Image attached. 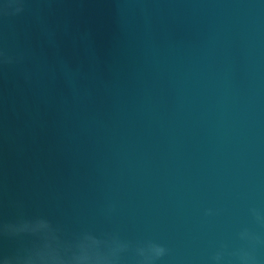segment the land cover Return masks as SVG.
Returning a JSON list of instances; mask_svg holds the SVG:
<instances>
[{
    "label": "water",
    "instance_id": "1",
    "mask_svg": "<svg viewBox=\"0 0 264 264\" xmlns=\"http://www.w3.org/2000/svg\"><path fill=\"white\" fill-rule=\"evenodd\" d=\"M253 209L264 0H0V264H84V231L264 264Z\"/></svg>",
    "mask_w": 264,
    "mask_h": 264
},
{
    "label": "clouds",
    "instance_id": "2",
    "mask_svg": "<svg viewBox=\"0 0 264 264\" xmlns=\"http://www.w3.org/2000/svg\"><path fill=\"white\" fill-rule=\"evenodd\" d=\"M257 220L264 221L258 210H252ZM83 239L80 242L82 255L79 257L84 264H121L123 254L130 249L134 250L136 264H156V261L162 258L167 249L164 245L155 241L147 240L132 242L124 240L115 234L97 235L91 231L82 232ZM242 239L256 241L258 237L247 229L240 233ZM240 258L248 264L255 257L246 250L240 251ZM214 259L219 262L223 259V252H217Z\"/></svg>",
    "mask_w": 264,
    "mask_h": 264
}]
</instances>
